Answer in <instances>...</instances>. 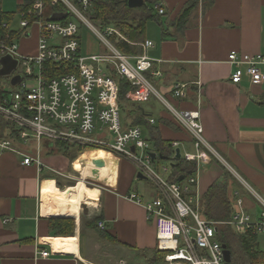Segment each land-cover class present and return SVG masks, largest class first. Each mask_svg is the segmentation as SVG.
Returning a JSON list of instances; mask_svg holds the SVG:
<instances>
[{
  "label": "crops",
  "instance_id": "1",
  "mask_svg": "<svg viewBox=\"0 0 264 264\" xmlns=\"http://www.w3.org/2000/svg\"><path fill=\"white\" fill-rule=\"evenodd\" d=\"M26 1L16 0L14 12L1 6L0 11L14 17ZM191 3L193 6L178 22L182 10ZM156 5L163 8L162 14ZM152 7L157 20H148L144 31V40L153 43L144 50L152 59L149 80L175 108L199 107L203 138L210 148L206 150L207 162L196 172L195 162L182 157L186 152H195L191 135L162 99L152 96L153 101L150 97L138 104L146 119H154V136L170 152L168 158H162L155 145V166L161 159L168 160L170 166L163 175L178 181L186 189L187 198L197 191L200 206L209 187L219 181L226 186L231 215L240 200L252 218H260L264 213V79L256 83L244 74L239 83L231 82L235 66L227 58L232 51L239 55H264V0H159ZM53 13L52 8L47 10V15ZM37 42V28L33 26L29 37L20 38L18 52L35 55ZM260 69L264 76V65ZM177 83L188 85L185 99L172 95ZM140 127L152 146L154 136L151 137L149 126ZM10 129L11 124L0 116V139L12 137ZM13 146L30 155L36 150L34 142L16 141ZM65 147L43 139L39 147L40 167L24 165L20 155L0 149V264H97L99 246L109 253L118 251L119 256L132 252L138 257L142 251L153 250L155 224L147 218L144 207L157 194L152 182L139 177L129 160L101 150L96 151L104 155L102 178L98 176L97 180L96 174L82 177L75 161L84 151L78 154L76 147ZM176 149L180 158L175 157ZM91 157L95 160L93 154ZM179 159L194 168L188 172L174 170ZM190 175L197 179L196 186L188 183ZM179 176H183L180 181ZM81 179L94 182L97 197L90 203L82 201L77 212L62 210L61 191L74 189ZM131 194L140 202L129 199ZM59 218L72 221L71 235L56 233L53 223ZM98 222H103L104 227L100 228ZM254 235L251 252L264 253V233ZM43 250L49 256L41 257L39 252ZM254 264L264 261L258 259Z\"/></svg>",
  "mask_w": 264,
  "mask_h": 264
},
{
  "label": "built area",
  "instance_id": "2",
  "mask_svg": "<svg viewBox=\"0 0 264 264\" xmlns=\"http://www.w3.org/2000/svg\"><path fill=\"white\" fill-rule=\"evenodd\" d=\"M30 1L31 6L18 12V30L0 17V56L9 54L16 58L17 66L11 76H20L13 91L1 85L0 116L11 124L16 136L0 139V149L20 155L24 165L40 167L39 147L46 139L66 146H94L132 162L137 171L152 182L157 192L144 207L147 218L155 224L156 248L164 252L163 264H227L217 232L220 224L232 226L237 233H264V213L258 219L252 218L240 200L236 201L229 220L217 222L206 218L201 212L197 191L187 198L186 189L178 181L163 175L166 167H161L162 172H158L141 127L122 121L118 84L113 74L127 79L133 86L125 94L127 100L140 103L151 96L162 99L169 112L192 137L195 152H186L182 157L195 162L196 172L208 160L206 150L210 148L203 138L199 107L193 110L175 108L159 95L146 76L151 70L152 59L144 50L153 45L152 41L139 43L141 54L127 55L117 50L109 39L115 34L126 40L117 29L108 26L102 30L92 23L89 12L94 0ZM58 6L61 7L58 12L67 15L58 20L50 19L52 14L47 15V10ZM156 8L159 14L163 13L160 5ZM83 25L102 43L103 53L82 54L80 26ZM30 26L36 27L38 33L35 55L18 52L17 40L30 36ZM227 59L235 66L230 75L231 82L239 83L244 74L252 82L263 81L260 67L264 65V55H239L232 51ZM187 86L186 83L175 84L172 95L185 99ZM197 106H200V98ZM146 120L154 123L153 118ZM108 133L112 134L113 141L108 140ZM16 141L22 144L34 142L35 153L30 155L15 148L13 143ZM187 181L197 185L193 175ZM128 198L140 202L135 194ZM98 226L103 228V222H98ZM39 255L47 257L49 252L43 250ZM118 264L127 263L120 260Z\"/></svg>",
  "mask_w": 264,
  "mask_h": 264
},
{
  "label": "trees",
  "instance_id": "3",
  "mask_svg": "<svg viewBox=\"0 0 264 264\" xmlns=\"http://www.w3.org/2000/svg\"><path fill=\"white\" fill-rule=\"evenodd\" d=\"M146 5L137 8H127L124 5V0H94L93 5L90 9L89 15L91 21L99 23V26L103 30L104 28L111 26L117 29L126 40L119 38L115 34L109 36L110 41L120 52L127 55H139L142 53V48L139 43L144 41V31L145 24L148 20L155 19L157 20L156 14L153 12L152 5L157 3L159 0H144ZM194 3H191L187 7H185L181 14L179 15L177 21L181 22L186 13H188L191 6ZM31 6V1L27 0L26 4L18 7V10H23V7ZM61 9L60 6L53 7L52 10L54 13H57ZM0 17L7 22H10L13 18L12 13L1 12ZM118 84V100L121 112L128 119L127 124L129 125H139V126H149L151 137L154 136V129L151 126L146 118L145 114L141 112L139 104L131 102L125 98V94L130 91L133 86L130 82L122 78L116 74L112 75ZM146 76L150 79L149 72L146 73ZM151 126V127H150ZM11 135L16 136L15 131L11 126ZM153 135V136H152ZM153 143L150 146V150L155 152V145L157 150H159V155L162 158H168L170 152L165 147V145L159 140L152 138ZM156 140V144H155ZM66 146L65 148H67ZM74 147V146H73ZM85 148V147H84ZM82 147H76V151L78 154L85 151ZM88 150V149H87ZM95 159H102L104 155L101 152L94 151ZM85 153L80 154L79 157L84 155ZM189 163L184 160H177L176 165L173 167L174 170L178 169L181 172H188L194 168V165H188ZM101 167L97 168L96 179L98 180V176L101 177ZM102 178V177H101ZM225 184L221 182H214L207 192L203 196V205L202 213L209 220L224 222L231 218V209L230 203L225 194ZM58 224V226H57ZM223 226H217L218 237L220 241L226 245L227 248L231 249L233 243H240V248L244 252L247 257V261L249 264H254L258 259H262L264 261V253L259 252L256 254L255 252H251L250 248L252 247V243L255 241V235H239L235 232L230 226L221 224ZM53 226H56V233L59 235H71L72 233V221L69 219H58ZM63 227V228H59ZM148 252L142 251L140 252V256L145 261L146 264H162L164 262V252L158 250L156 247Z\"/></svg>",
  "mask_w": 264,
  "mask_h": 264
},
{
  "label": "rangeland",
  "instance_id": "4",
  "mask_svg": "<svg viewBox=\"0 0 264 264\" xmlns=\"http://www.w3.org/2000/svg\"><path fill=\"white\" fill-rule=\"evenodd\" d=\"M0 1H1L0 6L2 9L8 10V11H13V12L16 11V9H15L16 8V4H15L16 0H0ZM18 21H19L18 15H15L12 18V23L10 25L15 30H18V27H19ZM92 23L96 24V26H99V23H97V22L92 21ZM31 28L33 29V26H30V29ZM19 40H17L18 43H19ZM80 47H81V52L83 55L100 54V53L104 52V48L102 46V43H100V41L96 37V35L88 27H86L84 25L80 26ZM1 85L2 86L5 85V89L8 91H13L16 89L15 86H12L10 84V77H1ZM154 97L151 96L150 99L153 101ZM121 119L124 123L128 122V119H126V116L122 112H121ZM107 137H108L109 141H113L112 134L108 133ZM84 149L86 151L87 149L88 150H94V149L96 150V149H101V148L89 146V147H85ZM94 154L95 153H93V155ZM89 156H91V155H89ZM89 156L84 154L79 158L89 157ZM169 164L170 163L168 160L161 159L159 161V167L160 168L159 169H157L156 167L155 168H156V170H158V172H162L161 167L170 166ZM94 168H95V166H94ZM170 169L171 168H169V170ZM77 171H79V170H77ZM146 181L149 182V180H146ZM93 183H94L93 181L88 180V182H86L85 184L89 187H92V185H94ZM218 226H223V225H218ZM261 247H263V246H261ZM231 251L233 252L232 260L235 264H249L248 261L246 260V255L243 253V251H241L239 242L232 244ZM130 254L132 256L131 255L119 256L118 251L109 253L105 247L99 246V248L97 250V261L99 263H97V264H118V261L120 259L125 260V262L127 264H146L142 257H139V256L137 257L135 255V253H132V252H130ZM147 254H150V252Z\"/></svg>",
  "mask_w": 264,
  "mask_h": 264
},
{
  "label": "bare ground",
  "instance_id": "5",
  "mask_svg": "<svg viewBox=\"0 0 264 264\" xmlns=\"http://www.w3.org/2000/svg\"><path fill=\"white\" fill-rule=\"evenodd\" d=\"M96 150H101V151H104L105 153H108L103 149H96ZM96 150L95 149L94 150H87V151H84V153L87 156H89V155H92L94 153V151H96ZM75 166L79 169V173H81L82 177H87V176L93 177V174H91V170L93 169V163H92V157L91 156L78 158L75 161ZM97 192H98V190L96 187L87 186L85 184V182L81 179L77 183V185L74 189L61 191L60 202L62 204V210L72 209L73 211L77 212L78 208H79V204L82 201L90 203V201H89L90 199L93 200V198L97 197Z\"/></svg>",
  "mask_w": 264,
  "mask_h": 264
},
{
  "label": "water",
  "instance_id": "6",
  "mask_svg": "<svg viewBox=\"0 0 264 264\" xmlns=\"http://www.w3.org/2000/svg\"><path fill=\"white\" fill-rule=\"evenodd\" d=\"M124 5L127 8H137V7L145 6L146 3L144 0H124ZM66 15H67L66 13L57 12V13H53L50 16V19L58 20V19L64 18ZM17 62H18L17 59L9 54L0 56V77H10L12 72L15 70L17 66ZM19 80H20L19 75H13L10 77V84L12 86H15L19 82ZM131 149L134 150L133 147ZM149 154L151 156V159L153 160L155 158V152H150ZM175 157L180 158L179 149L175 150ZM92 163L95 166V169L91 170V174L94 175L97 172V168L103 166L104 160L95 159V160H92ZM138 176L145 177L141 173H138ZM177 179L180 181L183 179V176H179ZM222 246L224 248V259L226 263L235 264L232 260L231 251L226 247L225 244H223Z\"/></svg>",
  "mask_w": 264,
  "mask_h": 264
}]
</instances>
